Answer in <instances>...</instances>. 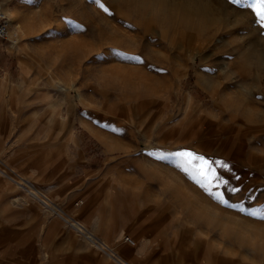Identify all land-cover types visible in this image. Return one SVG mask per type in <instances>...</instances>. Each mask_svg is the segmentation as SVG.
<instances>
[{
    "label": "rangeland",
    "instance_id": "obj_1",
    "mask_svg": "<svg viewBox=\"0 0 264 264\" xmlns=\"http://www.w3.org/2000/svg\"><path fill=\"white\" fill-rule=\"evenodd\" d=\"M0 1L11 18L0 76L24 92L0 168L25 183L0 171V264H118L66 217L118 256L115 244L137 241L126 243L138 250L133 264H264V221L248 214L264 213V35L250 9ZM184 150L226 163L214 167L227 183L213 182L210 195L176 158L151 155ZM105 211L113 218L103 223Z\"/></svg>",
    "mask_w": 264,
    "mask_h": 264
},
{
    "label": "snow or ice",
    "instance_id": "obj_2",
    "mask_svg": "<svg viewBox=\"0 0 264 264\" xmlns=\"http://www.w3.org/2000/svg\"><path fill=\"white\" fill-rule=\"evenodd\" d=\"M230 4L240 5L242 8L250 9L255 16L254 22L258 25V31L260 35H264V0H228ZM103 8V5H101ZM106 12L108 9H104ZM114 53L122 58L134 59L137 63H144L143 58L140 56L128 57L127 54L120 52L119 50H113ZM163 71V70H161ZM151 155H157L160 158L165 156L174 157L177 160V167L186 174L187 176L196 179V183L207 193L211 195V185L213 182L219 184H226L227 181L220 178L217 174L214 165H218L221 168H227L228 165L221 160H211L206 158L204 155L197 154L194 151L184 150V151H173L167 153H152ZM231 192L240 191L239 188L229 189ZM213 199L221 204H227L229 208H239L241 212L248 211L239 204H228V202L223 199L222 195L217 193L212 196ZM252 217H257L264 221V213H257L256 211H250L248 213Z\"/></svg>",
    "mask_w": 264,
    "mask_h": 264
},
{
    "label": "crops",
    "instance_id": "obj_3",
    "mask_svg": "<svg viewBox=\"0 0 264 264\" xmlns=\"http://www.w3.org/2000/svg\"><path fill=\"white\" fill-rule=\"evenodd\" d=\"M1 42H3V41L0 40V47L2 45ZM8 77L9 76H5V75L0 76V153L1 152L4 153L6 151V147L8 149V148L13 146L12 142H11L12 139H10L12 134L10 133V128L8 126H11L13 128L14 121L16 120L15 110L18 109V102L22 101L23 97H24V92L16 91L13 88L8 89L7 85H4V83H6V84L8 83V81H6V79H8ZM7 107H10L9 110ZM11 151L14 152V150H11ZM15 154L16 153H12L10 156H14ZM0 184H3V182L1 180H0ZM164 206H166V204H164ZM79 207H81V206L77 205V207L74 209H76V211H80ZM74 209L72 208L73 211H74ZM88 210L90 211V217L91 216L93 217L94 210L92 208H88ZM112 213H113V211H112ZM94 218H95V231H96L97 230V215H95ZM98 218L104 223V222H107L108 219L109 220L112 219L113 214L111 215V218H110V216H108V214L105 211L102 214H99ZM112 232L113 231H111L108 235H106V237L108 238L111 236V239L115 240L117 238L119 232L115 231V233H116L115 235ZM95 233H98V234L93 233L97 238H99V239L101 238V240H103L102 237H99L100 233L98 231H96ZM127 237H129V236H127ZM129 238H131V237H129ZM141 238L143 239L144 237H141ZM144 239H147V238H144ZM144 239H143V241H145ZM132 240H134V239H132ZM104 242L107 243L105 240H104ZM126 243H127V241L125 240V243H123V244H119V242L117 244H115V243L114 244L117 245V247L120 249V253L122 254L121 256L124 257L129 262L133 263V261H134V259H136L137 255H139L138 250L133 249L132 247H130ZM136 243H137V241H136ZM107 244L112 248V246L109 243H107ZM136 245L137 244H135V246ZM100 252L103 254H106L105 252H102V251H100ZM100 252H99V254H101ZM97 260H98L97 262L100 263L99 259H97ZM100 260H102V259H100ZM102 262H103V260H102Z\"/></svg>",
    "mask_w": 264,
    "mask_h": 264
},
{
    "label": "built area",
    "instance_id": "obj_4",
    "mask_svg": "<svg viewBox=\"0 0 264 264\" xmlns=\"http://www.w3.org/2000/svg\"><path fill=\"white\" fill-rule=\"evenodd\" d=\"M10 28H11V18L9 17L8 12L6 11V8L4 6V4L0 1V40H6L8 38V34L10 32ZM0 171L3 174H6L9 176V174H12L11 172H8L7 170L1 169ZM13 173V170H11ZM15 182H19V180H17L18 178H15V175H10ZM30 194H33L30 191ZM46 206L48 207H52V201L47 199V201H45ZM75 226V225H74ZM73 226V227H74ZM74 229L85 235L88 239L89 242H91L93 245H95L100 251L105 252L106 254L110 255V257L118 264H121V260L118 257V254L107 244L105 243L103 240L97 238L92 232H90L82 223H78V225H76L74 227ZM126 241H128L130 244L135 245V241L132 240L129 237L125 238Z\"/></svg>",
    "mask_w": 264,
    "mask_h": 264
},
{
    "label": "bare ground",
    "instance_id": "obj_5",
    "mask_svg": "<svg viewBox=\"0 0 264 264\" xmlns=\"http://www.w3.org/2000/svg\"><path fill=\"white\" fill-rule=\"evenodd\" d=\"M195 5V4H194ZM188 5L187 6V8L188 9H193V10H195V11H203L198 5ZM11 14V13H10ZM21 176V175H20ZM10 179H12V180H14L10 175L8 176ZM19 178V177H18ZM23 180V179H22ZM19 181V182H16V183H18L19 185H22V186H24L25 185V183L23 182V181ZM26 184H28V182L26 183ZM33 186H34V184H32ZM32 185H30V184H28V187H29V189L27 190V191H29V195H31V196H33V197H35L36 199L37 198H39V200H41L44 204H45V201H47V199H45L46 198V196H44L45 198H43L42 197V192L41 191H39V190H37V189H34L35 187H33ZM27 186V185H26ZM30 191L33 193V194H30ZM43 195H45V194H43ZM52 200V199H51ZM46 205V204H45ZM55 205V204H54ZM55 207V206H54ZM52 209H53V207H52ZM60 210V209H59ZM58 211V210H57ZM61 211V210H60ZM55 212V211H54ZM60 213V212H59ZM58 213V214H59ZM63 214H65V213H63ZM62 213H61V215H63ZM67 214V213H66ZM64 217V216H63ZM69 223H71V225L72 226H76V225H78V221H76V220H74V218H70V217H66L65 218ZM74 226V227H75ZM85 226V225H84ZM86 227V226H85ZM101 239V238H100ZM104 241V240H103ZM125 241V240H124ZM135 244H138V243H136L135 242ZM114 250V249H113ZM116 251V250H115ZM110 256V255H109ZM119 257V259L121 260V264H133V263H131V262H129L128 260H126L125 258H123L122 256H118Z\"/></svg>",
    "mask_w": 264,
    "mask_h": 264
}]
</instances>
